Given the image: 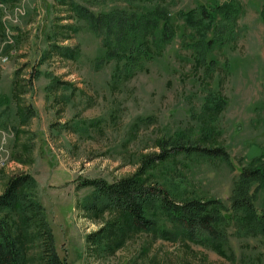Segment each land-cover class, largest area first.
Listing matches in <instances>:
<instances>
[{"label": "rangeland", "instance_id": "rangeland-1", "mask_svg": "<svg viewBox=\"0 0 264 264\" xmlns=\"http://www.w3.org/2000/svg\"><path fill=\"white\" fill-rule=\"evenodd\" d=\"M75 5L94 14L146 17L165 8L173 37L160 55L125 72L104 43L113 45L115 35L95 32ZM202 8L208 12L202 23L211 24L205 38L215 43L197 61L199 35L179 13L195 10L198 19ZM211 98L222 103L216 113L206 110ZM178 133L223 149L229 159L170 155L144 178L175 200H217L228 208L237 168L251 161L250 145L264 154V0L0 4V194L15 174L35 180L36 199L68 264H264V234L238 211H224L229 219L219 223V234L206 240L198 233V240L160 216L152 229L139 230L113 208L99 214L84 208L94 193L84 181L132 176L142 156L160 153L159 141ZM256 187L260 210L264 183ZM9 220L14 234L28 239L30 231L16 217ZM101 230L100 244L93 245L88 236ZM22 242L25 264H40V241Z\"/></svg>", "mask_w": 264, "mask_h": 264}, {"label": "trees", "instance_id": "trees-1", "mask_svg": "<svg viewBox=\"0 0 264 264\" xmlns=\"http://www.w3.org/2000/svg\"><path fill=\"white\" fill-rule=\"evenodd\" d=\"M7 0H0V4ZM75 10L89 20L95 32L103 31L106 34L115 35L113 45H109L108 55L116 61H123V69L126 71L138 66L142 59L153 58L160 55L163 47L171 42L173 26L171 18L165 8H155L150 16L138 12L112 14L99 12L90 13L81 6L75 5ZM208 12L202 8L198 19L196 11L190 10L179 13L186 24L194 28L199 35L193 44L197 50V61H204L207 52L213 47L215 40L206 39V33L211 24L202 23ZM163 23L160 31L158 23ZM148 41L147 37L153 33ZM121 71V70H120ZM123 72V70L121 71ZM212 99V98H211ZM212 104L206 106L209 113H216L222 108V103L213 98ZM202 139L208 134L201 133ZM160 153L147 154L141 157L140 165L132 176L123 177L115 182L108 183L103 180H86L83 186L92 187L94 193L91 201L84 206L88 213L99 214L109 208L118 211L130 224L139 230H150L159 222H173L183 228L186 235L192 239L208 240L219 234L217 226L221 222H227L229 218L223 212L243 213L247 222L255 232L264 234V206L257 210L254 205L257 187L252 190V184L256 181L264 183L263 157L255 158L247 163V167L237 168L238 176L233 182L229 195V207L217 200L185 199L175 200L158 182L148 181L144 178L145 172L155 163L164 162L170 155L183 154L190 156L199 154L208 157H220L228 160L227 154L219 147L207 148L200 144V140H192L187 134L178 133L167 139H161L158 143ZM255 164V166H252ZM235 166V165H234ZM36 183L28 174H15L5 183L0 194V264H25L26 257L23 241L38 239L40 241V264H68L66 258L61 257L56 248L55 238L46 218L44 206L36 199ZM228 215H231V214ZM10 216L18 219V224L23 231H30L28 239L21 240L14 234ZM102 230L96 234H90L88 239L93 245L101 242ZM203 235L201 239L197 234Z\"/></svg>", "mask_w": 264, "mask_h": 264}, {"label": "water", "instance_id": "water-1", "mask_svg": "<svg viewBox=\"0 0 264 264\" xmlns=\"http://www.w3.org/2000/svg\"><path fill=\"white\" fill-rule=\"evenodd\" d=\"M263 155V150L259 146L252 144L250 145L247 153H246V158L247 160H252L258 157H261ZM264 160V157H263Z\"/></svg>", "mask_w": 264, "mask_h": 264}]
</instances>
